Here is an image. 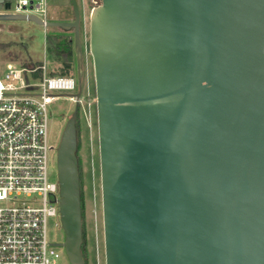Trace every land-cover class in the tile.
I'll use <instances>...</instances> for the list:
<instances>
[{"label":"water","instance_id":"water-1","mask_svg":"<svg viewBox=\"0 0 264 264\" xmlns=\"http://www.w3.org/2000/svg\"><path fill=\"white\" fill-rule=\"evenodd\" d=\"M69 1L68 22H0L72 32L79 98ZM88 21L104 264H264V0H100ZM77 114L56 150L55 246L85 264Z\"/></svg>","mask_w":264,"mask_h":264},{"label":"built area","instance_id":"built-area-1","mask_svg":"<svg viewBox=\"0 0 264 264\" xmlns=\"http://www.w3.org/2000/svg\"><path fill=\"white\" fill-rule=\"evenodd\" d=\"M13 7L3 0L1 13L34 16L48 23L47 0H14ZM8 5L5 8V5ZM24 74L37 75L29 82ZM76 77L46 74V65L31 70L7 65L0 76V264H55L57 248L47 240L49 219L58 220L59 184L48 173L47 108L62 93H74ZM82 93V92H81ZM80 93L69 97L78 108L88 130H92L95 98ZM91 139V138H90ZM91 163L93 147L90 140ZM92 228L97 254L99 219L94 194ZM62 249V248H61Z\"/></svg>","mask_w":264,"mask_h":264},{"label":"rangeland","instance_id":"rangeland-1","mask_svg":"<svg viewBox=\"0 0 264 264\" xmlns=\"http://www.w3.org/2000/svg\"><path fill=\"white\" fill-rule=\"evenodd\" d=\"M13 7L14 0H5ZM81 15L80 37L83 52V79L81 85V95L85 96L87 89L90 98H95L94 77L92 69V61L88 52V16L92 8L100 4V0H77ZM48 4V21L49 22H68L73 19L72 6L69 0H47ZM2 11L0 10V13ZM48 39V46H47ZM52 39H57L58 44L63 45V41H70L73 49L72 32H63L58 29L39 27L31 22H0V76L5 72L6 66L11 65L17 69L31 70L46 65V74L51 76H72L76 77L75 56L73 57V67L67 73H62L63 67L60 63L52 61ZM37 75L24 74L27 81L31 82ZM78 93V87L74 93H62L59 98L47 108V143L53 148L48 153V173L50 180H57V158L56 150L58 148L60 138L67 120L72 114L75 103L69 97ZM92 130L91 132L85 126L80 108L77 114V128L79 152L77 158L81 167L82 186L81 194L83 200L82 212V230L85 236V253L86 264H104V247L102 233V213H101V195H100V176H99V156H98V140H97V122L96 108L92 107ZM91 138V139H90ZM90 140L93 147L92 162L90 156ZM94 169V194L97 201V211L99 219V231L97 238V254L94 251L95 243L93 241L92 228V206L93 191L91 165ZM59 223L57 220L49 219L47 221L46 236L47 240L53 244H59L64 241V233L61 226H55ZM58 254L55 264H70L64 254V250L57 247L52 250Z\"/></svg>","mask_w":264,"mask_h":264},{"label":"trees","instance_id":"trees-1","mask_svg":"<svg viewBox=\"0 0 264 264\" xmlns=\"http://www.w3.org/2000/svg\"><path fill=\"white\" fill-rule=\"evenodd\" d=\"M63 45L61 46V44H58L57 39H52V55H51V59L53 62L55 63H60L62 64L63 67V71L62 73L67 74L73 67L72 63H73V57H74V51L72 49V44L70 41L64 40L63 41ZM47 46H48V39H47ZM76 128H77V121H76ZM78 128H77V139L79 138L78 136ZM79 152V141H78V147H77V153ZM78 166H79V180H80V189L82 186V177H81V167H80V163L78 160ZM82 212H83V200H82V194H81V216H82ZM82 238H83V244H82V248H84L85 246V236L83 234V230H82ZM84 258V256H83Z\"/></svg>","mask_w":264,"mask_h":264},{"label":"flooded vegetation","instance_id":"flooded-vegetation-1","mask_svg":"<svg viewBox=\"0 0 264 264\" xmlns=\"http://www.w3.org/2000/svg\"><path fill=\"white\" fill-rule=\"evenodd\" d=\"M83 244V243H82ZM81 254L84 256V262H85V264H86V262H87V259H86V253H85V249H83L82 248V246H81Z\"/></svg>","mask_w":264,"mask_h":264}]
</instances>
